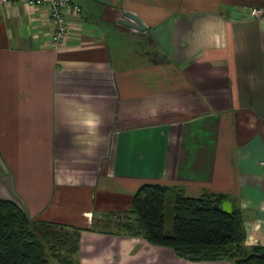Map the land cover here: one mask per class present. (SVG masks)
<instances>
[{
	"label": "crops",
	"instance_id": "1",
	"mask_svg": "<svg viewBox=\"0 0 264 264\" xmlns=\"http://www.w3.org/2000/svg\"><path fill=\"white\" fill-rule=\"evenodd\" d=\"M67 1L58 48L48 6L0 3V199L78 229L79 264H233L105 229L148 183L227 195L264 247V0Z\"/></svg>",
	"mask_w": 264,
	"mask_h": 264
},
{
	"label": "trees",
	"instance_id": "2",
	"mask_svg": "<svg viewBox=\"0 0 264 264\" xmlns=\"http://www.w3.org/2000/svg\"><path fill=\"white\" fill-rule=\"evenodd\" d=\"M228 199L214 193L191 197L179 185L148 183L135 194L132 208L112 213L115 220L108 218L104 228L141 236L190 261L264 264V247L244 246L241 211H222ZM79 243L78 229L34 221L15 202L0 199V264H79Z\"/></svg>",
	"mask_w": 264,
	"mask_h": 264
},
{
	"label": "built area",
	"instance_id": "3",
	"mask_svg": "<svg viewBox=\"0 0 264 264\" xmlns=\"http://www.w3.org/2000/svg\"><path fill=\"white\" fill-rule=\"evenodd\" d=\"M28 6L46 5L49 8L48 18L53 26L52 44L60 47L66 43L69 32V23L66 15L68 12L81 13L82 8L79 5H70L67 0H24ZM13 0H0V3L9 5ZM263 11L258 8L251 9L252 17H261ZM264 166V161L261 163Z\"/></svg>",
	"mask_w": 264,
	"mask_h": 264
},
{
	"label": "water",
	"instance_id": "4",
	"mask_svg": "<svg viewBox=\"0 0 264 264\" xmlns=\"http://www.w3.org/2000/svg\"><path fill=\"white\" fill-rule=\"evenodd\" d=\"M122 19L119 20V23L132 29L133 32L140 35H145L147 31V25L144 23V21L136 14L125 11L123 12ZM236 17V13H235ZM222 211L224 213H232L233 207L232 203L230 201H225L222 204Z\"/></svg>",
	"mask_w": 264,
	"mask_h": 264
},
{
	"label": "rangeland",
	"instance_id": "5",
	"mask_svg": "<svg viewBox=\"0 0 264 264\" xmlns=\"http://www.w3.org/2000/svg\"><path fill=\"white\" fill-rule=\"evenodd\" d=\"M129 211V210H128ZM125 212H127V211H125ZM122 213V212H121ZM108 217L111 219V218H113L114 216L112 215V213H109V215H108ZM116 218V217H115Z\"/></svg>",
	"mask_w": 264,
	"mask_h": 264
}]
</instances>
